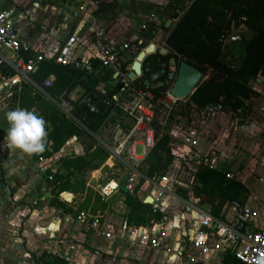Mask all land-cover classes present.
<instances>
[{
    "label": "crops",
    "instance_id": "obj_1",
    "mask_svg": "<svg viewBox=\"0 0 264 264\" xmlns=\"http://www.w3.org/2000/svg\"><path fill=\"white\" fill-rule=\"evenodd\" d=\"M64 1V9L71 8V28L66 26L67 20L63 12H58L57 7L45 3V0H0V9L10 13L11 20L21 37L48 58H51L62 45L60 34L63 31L62 25H65L64 28L71 29V36L78 38L74 55L83 59L91 58L97 62L96 66L98 67V56L104 40L126 41L135 46H138L140 40H143V48L155 44L156 50L168 49L170 53L168 57H163L157 52L147 59L145 69L150 70L148 61L151 58H154L153 61L157 63L159 59H162V62L169 61L173 56L184 60L166 44L171 30L179 20L172 19V15H166L167 10L176 5L172 0ZM43 18L44 21L40 23H43L45 27L36 29L34 26ZM51 20L56 22L58 29L56 28L54 39L48 42L44 34L45 29H49L48 24ZM168 20H171L172 23L169 28H166L165 24ZM142 24H147V30L141 31ZM170 70L172 71L173 68ZM150 73L151 71L143 76L144 80L149 78L147 74ZM206 78L208 79V77ZM5 86L6 83L0 81V264H34L31 254L39 257L43 253L59 255L66 258L71 264H222V257L226 251L223 254L214 252L202 256L190 247V239L198 228L199 220L205 214L212 215L214 209L210 201L201 203L199 198L194 197V192H188L189 195L192 193V203L181 199L177 192L168 195L159 207L151 203L154 208L163 212V219L155 222L156 224L130 225L127 220L130 208L126 203V191L123 186L125 174H121L122 178L117 179L121 188L113 197L105 201V210L102 208L98 210L103 230L112 234L111 239L103 237L100 230L80 223L76 219L80 212L74 214L64 208L55 209L49 206L51 194L46 178L47 174L53 170L46 165H40L39 161L33 159L31 155L23 153L19 149L10 148L7 143L6 135L9 124L6 113L11 109L6 103L9 91L5 90ZM250 86L259 93L258 98L264 100V76L251 82ZM74 91L76 92L75 97L73 96ZM84 94V85H78L70 93L69 99L72 102H77ZM187 111L190 120L197 123L196 130L200 137V146L194 152L209 158H218L220 155L213 151L219 150L220 147L221 149L225 148V145L220 144L217 139L219 137L218 120L222 119L223 114L218 116L219 118H214L216 116L205 117L195 113L188 106ZM241 112L242 110L239 111V113ZM183 115L188 118L187 112ZM212 121H215L214 124ZM180 124L186 123L181 121L173 127L178 128ZM170 128L168 127V131ZM102 132L105 131L102 130ZM183 136L184 133L180 137L182 144ZM80 139L82 138L71 139L62 152L56 155L57 158L50 159L54 170L57 171L60 167L58 157L83 154L84 147L81 145ZM174 139L176 138L174 137ZM182 151L187 154L190 149L185 146ZM183 152L180 157L185 156ZM257 153L261 168L257 172L259 180L256 179V181L247 174L245 177L243 176L244 166L242 164L246 160V153L243 150L229 155L225 161L227 167L237 166L238 168L237 171H234L236 179L248 189L246 204L260 211L261 217L253 228L264 227V215L262 217L261 209L254 203L259 199L258 192L264 189V146L259 147ZM222 154L226 156L225 153ZM115 173V170L102 169V167L89 173L86 180L90 193L85 192L81 195L71 193L73 195L71 209L78 211L85 200L90 198L89 207L85 209V212L91 211L92 207L96 206L95 200L99 196L100 187L112 181ZM5 185H8L10 192L7 191ZM43 187L47 188L45 192L42 191ZM151 193L152 187L147 183L138 191L137 196L146 203L151 199ZM30 198L33 200L38 198L41 201L39 206H33V203L29 204ZM184 204L186 207L180 210L179 205L184 206ZM215 206H218L217 201ZM229 207V204H225L219 212V216L222 217L220 220L223 222L230 223L234 219V212ZM159 224L165 228L162 245L168 244L172 250L185 249L190 257H195V262L189 261L187 257L177 258L168 255L163 249H153L141 241L144 228L148 229L151 235H160ZM23 253L26 258L24 261L21 257Z\"/></svg>",
    "mask_w": 264,
    "mask_h": 264
},
{
    "label": "trees",
    "instance_id": "obj_2",
    "mask_svg": "<svg viewBox=\"0 0 264 264\" xmlns=\"http://www.w3.org/2000/svg\"><path fill=\"white\" fill-rule=\"evenodd\" d=\"M189 2L185 14L179 18L174 7L172 19H179L166 40L167 46L181 56L188 64L202 71L208 77L194 94L187 99V106L201 111L209 104L223 102L225 108L233 112L244 110L245 100L258 98L259 93L250 86L260 76H264V0H186ZM242 29L247 37L240 43L243 46L237 62L227 60V55H234L230 46H224L222 36L232 30ZM235 45V44H234ZM178 58V56H175ZM95 67L97 62H94ZM84 72L71 66L57 65L53 60L43 62L38 70L32 74V81L43 88V91L33 84H7L17 78L16 72L6 63L0 64V81L6 82L5 90L9 91L6 103L11 110L17 108L33 111L46 121L48 133L46 150L41 153L44 159H54L73 138H89L90 142L83 145L84 152L80 155L60 156L59 169L50 183L49 206L64 208L69 213L83 212L89 207L90 198H87L78 211L71 209V204L61 199V194H87V175L99 170L109 157L108 150L93 135L102 132L104 122L110 112L98 102L95 87L99 82L112 80L115 86L108 87L109 95L120 89V83L113 79L108 72L100 71L95 76L84 78ZM149 76V74H147ZM49 77H53V85L44 88L43 84ZM143 79L135 81L136 88L150 90L155 93L165 92L167 87L148 88ZM78 85H84L85 94L82 99L72 102L70 93ZM64 95L66 101L73 105L74 118L68 117L53 101ZM88 97L89 102L84 99ZM97 103L99 112L91 111V104ZM174 139L168 133V128H162L157 136L155 147L142 162L139 172L143 175L140 185L134 194L126 192V203L130 208L127 216L128 223L135 226H149L152 222L163 219V212L151 204L142 202L138 191L147 185L148 180L165 175L177 163L181 162V170L177 185V194L183 191L181 180L183 174V160L174 153L172 143ZM31 157L36 161V154ZM197 184L194 188V197L201 203L210 201L213 206L212 216L221 219L219 212L225 204L240 202V197L248 189L237 179H228L226 174L219 170H211L201 166L196 172ZM47 180L48 177L46 178ZM4 186V184H3ZM10 192L8 185H5ZM93 195V193H92ZM92 195H90L92 197ZM182 197V196H181ZM218 206H215V202ZM96 206L89 211L96 214L100 208L106 209V204L98 196ZM87 204V205H86ZM214 204V205H213ZM34 264H71L66 258L59 255L43 253L41 256L31 254ZM222 264H242L235 258L233 250H227L222 257Z\"/></svg>",
    "mask_w": 264,
    "mask_h": 264
},
{
    "label": "built area",
    "instance_id": "obj_3",
    "mask_svg": "<svg viewBox=\"0 0 264 264\" xmlns=\"http://www.w3.org/2000/svg\"><path fill=\"white\" fill-rule=\"evenodd\" d=\"M172 1L176 4L175 8L179 18L182 17L190 5L189 2L186 0ZM147 28V24L141 25V31H145ZM245 37H247L246 31L232 29L222 36L221 42L224 46L240 44ZM77 44L78 38L71 36L57 49L51 58H48V56L35 50L30 43L21 37L17 27L11 20L10 13L7 10L0 9V64L6 63L17 74V78L7 82V84L14 86L30 83L43 91L42 87L32 81V74L46 60H53L57 65L71 66L76 70H80L85 73V79L97 75L100 71L108 72L113 76V79L121 84L120 89L111 95L108 93V86H115L112 80H110L112 83L102 81L95 87L98 102L102 103L107 110H110L102 127V130L109 134V141L100 140V143L109 152V157L102 169L109 168L111 171H116L114 181L112 180L105 186L100 187L98 195L103 202L113 197L121 188L118 183L119 180H117L122 178L121 174H125L124 190L134 194L140 185L141 178H143L139 168L157 142L159 134L156 129L158 112H162L165 117L164 124L161 122L160 124L166 128L173 127L171 116L177 113L181 105L186 104V101L174 97L170 90L155 93L150 90L136 88L134 85L136 80H129L128 73L131 71L132 64L140 51L144 49L142 47L144 45L143 40H140L138 46L126 41L104 40L98 56V68L95 67L93 59H83L74 55ZM127 56L131 57L128 58ZM138 79H141V77ZM53 81L54 78L49 77L45 80L43 87L50 88ZM53 101L63 113L74 118L73 105L65 100L64 95ZM84 101L89 102L90 99L86 97ZM244 102L245 105H248L251 101L245 100ZM99 110L96 102L91 104L92 112L98 113ZM192 111L205 117H218L226 111V108L221 101L217 104H209L201 111L193 109ZM179 127L184 133L183 144L190 149L189 153H184L185 156L179 157V159L185 162L190 157L198 166L222 171L228 179H236L235 173L225 163V155L221 154L218 158H209L194 152L200 146L199 132L196 128L186 124H180ZM138 151H140V154ZM36 155L42 164L48 160L42 158L41 153ZM180 170L181 162L174 165L165 175L148 180L149 186L152 187L150 198L154 206H161L168 195L176 194ZM55 172L56 170L53 169V172L47 174L49 179L47 180L48 190L50 189L49 182L53 179ZM46 189V187H43L42 191L45 192ZM61 199L65 202L62 197ZM38 201L39 199L34 200V204L37 205ZM229 208L234 212V219L230 223L223 222L212 215H203L199 220L197 230L190 239V247L202 256L214 252L223 254L225 251L232 249L235 258L242 264H264V227L253 228L261 217L260 211L240 202H233ZM76 219L82 224L100 230L103 237L112 238V234L103 230L99 212L92 214L83 211ZM152 224L156 223L152 222ZM159 226L160 235L155 236L144 228L141 241L153 249H163L168 255L177 258L187 257L191 262L196 261L195 257H190L185 249L172 250L168 244L162 245L161 241L165 237V228L162 224H159Z\"/></svg>",
    "mask_w": 264,
    "mask_h": 264
},
{
    "label": "rangeland",
    "instance_id": "obj_4",
    "mask_svg": "<svg viewBox=\"0 0 264 264\" xmlns=\"http://www.w3.org/2000/svg\"><path fill=\"white\" fill-rule=\"evenodd\" d=\"M45 3H49V5H54L57 7L58 12L62 11L63 14L66 16L67 20V25L70 26L71 28V8H65L64 9V0H56V1H51V0H45ZM46 16V15H45ZM44 21V18L41 19L39 22H37V25L34 27L36 29L38 28H43V23H40ZM49 29H45V34L46 40L49 42L51 39H54V36L56 35L55 32L56 28V22L54 23L52 20L48 24ZM62 25V32L60 34L61 36V42L62 44L69 36H71V29L64 28ZM243 46L241 44H235L231 45V50L230 52H234V55L228 54L226 58L227 60H231L230 62H237L240 57V53H242ZM154 58H151L148 63L150 64V71L151 73L156 74L159 70V64L156 61H153ZM6 83V82H5ZM74 97L76 96V92L74 91ZM187 102V101H186ZM188 114V118H186L183 114ZM158 119H157V124H156V129L158 133L162 132V124L165 122V117L162 112H158ZM222 119L218 120V129H219V137L217 138L220 142V144L225 145V148L221 147L219 150H215L213 152H216L217 155H221L222 153H225L226 156L225 158L231 154H236L238 151L243 150L246 153V160L243 161L244 163L242 164L244 166V171H243V176L245 177L246 174L247 176H250L251 179H256L259 180V176L257 174L258 169L261 168L259 159L257 158V150L259 147L264 146V100L260 98H254L251 103L244 109L242 110L241 113L239 112H233L231 109L227 108L226 111L223 113L221 116ZM214 118H219V117H214ZM190 115L187 111V104H182L179 111L175 113L174 115L171 116V121L172 125H176L179 122H185L187 126L196 128L197 123L190 120ZM213 124L215 121H212ZM217 125V124H215ZM215 127V126H214ZM175 127H171L168 132H170V135L176 138L174 139L173 142V151L177 154L178 157H180V154H182V150H184V145L182 144L181 141V135L183 134V131ZM165 129V128H164ZM93 138H95L98 142L100 140H104L108 142V134L106 132H101L99 135H93ZM90 139L87 137H83L80 139L81 145H86L90 141ZM176 143V144H175ZM227 147V148H226ZM140 154V151H138ZM184 153V152H183ZM211 154V153H209ZM223 155V154H222ZM57 158V157H55ZM229 158V157H228ZM52 160H47L45 163H40V165H46L49 169L53 170L52 165L50 164ZM43 167V166H42ZM41 167V168H42ZM199 167L195 162L188 158V160H185L184 166H183V174H182V180H181V187L183 188L182 192H179L178 195L180 196L181 199L186 201L187 203H192V193L194 192L195 185L197 184V179L195 177L196 172L199 170ZM231 169L233 172L237 171L238 168L237 166L235 167H228ZM37 170V168H35ZM39 170V169H38ZM243 179V178H242ZM244 180V179H243ZM40 192V191H39ZM188 192H192L191 195L188 194ZM182 196V197H181ZM38 197V196H37ZM258 200L255 201L254 203L256 206H258L261 209L262 212V217L264 215V189L262 191L258 192ZM38 199V198H37ZM41 201H38V204L33 206H39V203ZM47 202V201H46ZM185 203V202H184ZM186 205H189L187 204ZM186 205H179L178 207L180 210L186 207ZM176 208V207H175ZM25 253L21 255L22 260H26ZM29 258V257H28ZM31 259V258H30Z\"/></svg>",
    "mask_w": 264,
    "mask_h": 264
},
{
    "label": "water",
    "instance_id": "obj_5",
    "mask_svg": "<svg viewBox=\"0 0 264 264\" xmlns=\"http://www.w3.org/2000/svg\"><path fill=\"white\" fill-rule=\"evenodd\" d=\"M174 11L173 7H170L166 15L171 16ZM172 21L168 20L165 24L166 28H169ZM160 53L163 57H168L170 54L167 48L162 50L157 49L155 44H150L146 48L140 51L137 58L132 64L131 71L128 73V78L131 81L137 80L139 77L143 78L146 73H149V69H145V65L147 64V59L156 53ZM158 64L162 68V73L165 74L168 70V79L164 82H160L157 87H154L151 83V78L155 77L154 73L149 74V78H147L144 83L145 85L152 89L164 88L167 87L171 94L178 98L181 101H187V99L195 93L197 88L202 85L207 78L204 73L194 66L188 64L185 60H181L173 56L167 62H162V59L158 60ZM170 68H173L171 71ZM160 75H156V78H159ZM1 183V180H0ZM61 197L65 200L66 203L70 204L73 200V195L69 192H64L61 194ZM248 194L244 192L240 197V203L246 204ZM29 204H34V200L30 198L28 200ZM147 204L152 203V199L146 201Z\"/></svg>",
    "mask_w": 264,
    "mask_h": 264
},
{
    "label": "clouds",
    "instance_id": "obj_6",
    "mask_svg": "<svg viewBox=\"0 0 264 264\" xmlns=\"http://www.w3.org/2000/svg\"><path fill=\"white\" fill-rule=\"evenodd\" d=\"M6 119L9 124L7 143L10 148L19 149L32 155L46 150L47 130L46 121L33 111L23 108L8 111Z\"/></svg>",
    "mask_w": 264,
    "mask_h": 264
},
{
    "label": "flooded vegetation",
    "instance_id": "obj_7",
    "mask_svg": "<svg viewBox=\"0 0 264 264\" xmlns=\"http://www.w3.org/2000/svg\"><path fill=\"white\" fill-rule=\"evenodd\" d=\"M167 61H165V62H167ZM161 73H162V68L159 65V70H158V72H156L155 77L150 79L151 83L153 84L154 87H157L160 82H164L168 79V70L165 74H161ZM156 75H160L159 78H156ZM150 88H152V87H150Z\"/></svg>",
    "mask_w": 264,
    "mask_h": 264
},
{
    "label": "bare ground",
    "instance_id": "obj_8",
    "mask_svg": "<svg viewBox=\"0 0 264 264\" xmlns=\"http://www.w3.org/2000/svg\"><path fill=\"white\" fill-rule=\"evenodd\" d=\"M137 58V57H136Z\"/></svg>",
    "mask_w": 264,
    "mask_h": 264
}]
</instances>
